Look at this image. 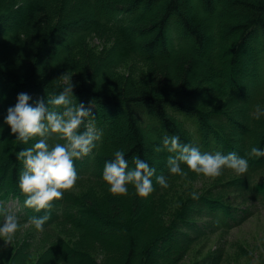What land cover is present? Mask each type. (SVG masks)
Returning a JSON list of instances; mask_svg holds the SVG:
<instances>
[{
	"label": "trees",
	"instance_id": "obj_1",
	"mask_svg": "<svg viewBox=\"0 0 264 264\" xmlns=\"http://www.w3.org/2000/svg\"><path fill=\"white\" fill-rule=\"evenodd\" d=\"M66 78L75 85L73 103H94L103 136L74 158L75 186L50 211L36 212L24 205L16 154L40 138L17 140L5 117L19 93L32 106L47 103ZM256 105L264 108V0H0V205L20 224L50 215L38 231L47 237L44 250L35 255L23 241L0 250V264H182L195 244L264 208V156L249 155L264 150ZM172 135L201 153L236 152L248 171L225 168L197 191L203 174L181 164L187 176L172 175L167 159L175 153L155 150ZM117 150L129 169L134 156L155 169L147 197L132 184L126 195L109 191L103 169ZM224 257L218 249L193 264Z\"/></svg>",
	"mask_w": 264,
	"mask_h": 264
},
{
	"label": "clouds",
	"instance_id": "obj_2",
	"mask_svg": "<svg viewBox=\"0 0 264 264\" xmlns=\"http://www.w3.org/2000/svg\"><path fill=\"white\" fill-rule=\"evenodd\" d=\"M74 87L72 79L66 78L58 95L48 98L47 103L41 99L35 106L29 103L32 97L22 92L18 94L16 104L7 109L5 123L10 126L11 133L17 140L27 145L32 138H40L16 154L17 160L23 164L18 176V187L26 197L24 205L36 212L50 211L53 201L62 199L63 193L75 186L79 177L74 158L89 155L103 136V130L97 128L92 115L94 103L90 102L88 107L84 103H73ZM61 106L63 111H57ZM261 116H264V108L256 105L254 118L260 119ZM81 127L83 131H80ZM54 136L65 143L50 145L48 140ZM155 150L175 153L167 159L172 175L187 176L181 164H186L197 175L203 174L211 178L222 175L225 168L238 175L248 171L247 159L238 156L236 152L201 153L199 147L181 143L180 137L176 135L163 137L162 147L158 146ZM249 155L261 157L264 156V150L252 147ZM133 163L134 168L129 169L122 150L115 151L114 159L105 162L103 180L109 185L111 193L126 195L128 184L134 186L140 197H147L154 190L151 178L155 169L139 156L133 157ZM156 180L162 188L170 186L163 175L157 176ZM191 195L193 199H199L196 192ZM0 216H3L0 223V239L4 241L0 250H3L12 244L21 225L17 215L3 205H0ZM49 219L50 215L47 213L41 217L32 216L28 224L34 225L37 231H43Z\"/></svg>",
	"mask_w": 264,
	"mask_h": 264
},
{
	"label": "rangeland",
	"instance_id": "obj_3",
	"mask_svg": "<svg viewBox=\"0 0 264 264\" xmlns=\"http://www.w3.org/2000/svg\"><path fill=\"white\" fill-rule=\"evenodd\" d=\"M49 55L50 52H46L43 59L48 58ZM118 137H123L124 142L131 139L130 135L125 134L124 131H121ZM209 178L211 177L200 175L194 182L195 190L198 191L202 187L206 188L213 180L212 178L209 180ZM228 196H232V194L228 193ZM246 206H250V204ZM20 225L21 227L16 232L12 244L7 248L27 241L26 246H31V250L35 252V255L44 250L47 237H44L28 224ZM3 244L4 241L0 239V246ZM218 249L225 252L222 264H264V208H260L253 217L242 225L230 231L217 232L195 244L182 264H193L208 253Z\"/></svg>",
	"mask_w": 264,
	"mask_h": 264
}]
</instances>
